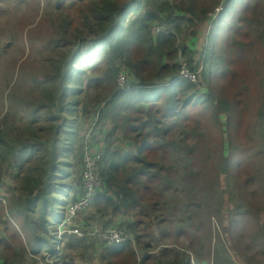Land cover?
Returning a JSON list of instances; mask_svg holds the SVG:
<instances>
[{
	"label": "trees",
	"instance_id": "obj_1",
	"mask_svg": "<svg viewBox=\"0 0 264 264\" xmlns=\"http://www.w3.org/2000/svg\"><path fill=\"white\" fill-rule=\"evenodd\" d=\"M188 1L183 7L182 0H58V8L71 3L82 15L79 24L63 21L62 37L55 41L59 47L72 33L74 42H67L72 47L54 61L39 103L24 111V132L6 136V124L0 122V161L18 169L8 178L20 184L16 193L0 175V188L7 184L9 193L6 201L0 198V264H38L37 257L48 255L53 264L99 259L137 264L132 243L107 247L65 234L57 246L51 234L65 219L64 208L85 193L86 142L100 156L103 188L91 209L78 215L77 227L125 230L147 254L142 264H210L200 252L211 253L213 232L194 222L200 212L192 209L178 230L162 232L164 241L149 236L163 247L159 254L158 247L142 244L148 236L141 217H149L159 204H143L144 199L161 185L159 194H178L181 183L190 189L205 179L208 165L198 156L205 134L195 129L199 144L191 146L183 125L199 106L211 116L226 115L230 145L224 172L236 174L249 204L245 211L229 212L228 242L242 264H264V0H218L202 10L196 0ZM195 19L210 25L201 52L187 38L178 41L183 26ZM156 25L164 29L158 35L152 33ZM184 69L198 84L181 76ZM121 74L127 76L125 88L118 84ZM78 116L94 117L90 137L74 125ZM120 139L133 151L117 148ZM158 152L182 157V175L178 166L163 163L164 156L159 162ZM59 154L68 161L58 164ZM71 177L77 178L75 185L65 184ZM193 206L201 209V204ZM189 250L197 257L193 263Z\"/></svg>",
	"mask_w": 264,
	"mask_h": 264
},
{
	"label": "rangeland",
	"instance_id": "obj_2",
	"mask_svg": "<svg viewBox=\"0 0 264 264\" xmlns=\"http://www.w3.org/2000/svg\"><path fill=\"white\" fill-rule=\"evenodd\" d=\"M196 1L199 4L198 8L202 10L203 8L211 7L218 0ZM182 2L183 7L190 5L188 0H182ZM72 5L74 4L69 3L62 10L58 8V0H0V122H5L6 124L4 126V130L8 134L6 136L16 137L18 134L24 132L26 123L24 121L26 119L24 111L39 103L42 95V82L43 80H48L53 75L54 61H57L72 47L68 46L74 42V35L72 33H69L67 36L68 41L62 42L59 47L55 46V41H59L62 37L63 21H69L70 19L78 22V24L79 22L81 23L82 15L79 13L78 7H72ZM221 9L220 6L219 9L217 8L216 13L209 14V17L215 18ZM154 28H156L154 32L152 30L154 35H158L164 31L163 27L159 25H156L152 29ZM159 28H161L160 32L157 30ZM209 28V23H200L198 19H195L192 24H185L183 26V31L178 36V41L182 42L187 38L188 43L191 44V42H194L196 44L194 49L201 52L202 47L206 43ZM193 32L197 33V36H192L191 34ZM122 75L127 78L125 74ZM202 81L200 79V82L204 83ZM195 83L198 84V78H196ZM118 84L120 86L119 79ZM198 86L200 87L201 85L199 84ZM219 118L218 116H211L204 112V109L200 106L186 115L183 125H185L184 129L188 132L187 144L189 143L191 146L199 144V139L195 136V129L199 128V131L205 134V137L200 138L203 149H200L198 153V156L205 159L208 165L202 173V177L205 179L202 183L198 180L200 184L190 189L181 183L178 194L174 191H172L173 194L172 192L170 194H159L161 185L156 189V195L150 196V200L149 198L144 199L143 204L149 202L151 205L156 202L159 204L149 217H141V220L145 223L143 227L144 234L148 236V239H144L142 244L151 243L152 246L157 248L158 246L154 242H150L149 236L157 237L159 240L164 241L161 235L162 232L164 230H168L169 232H171L170 230H178V225L188 219L189 212L187 209H192L194 213L200 212L199 214L197 213V217L195 216L196 219L194 222L206 231L211 229L213 232L211 253L209 251L207 253L206 248L200 252L202 256H206L203 260H209L210 264H216V258L218 256L219 264H229L231 262L230 260L234 264H242L239 257L232 251L226 234L228 230L229 212L245 211L249 208V204L242 192L240 183L237 181L236 174L228 176L224 172L225 165L223 158H227L229 155L230 139L227 135L228 123L226 115L220 112ZM76 119L73 122L74 125L90 137L93 122L95 121L94 117L86 119L83 116H78ZM240 133L243 134L244 131L242 130ZM238 142L240 141L238 140ZM116 147L124 151H133L132 144L125 143L121 139L118 141ZM158 153L157 160L159 159V162L161 157L164 156L166 159L163 163L171 167L172 163L175 168L178 166V171L181 170L180 174L182 175V157L178 156V154ZM183 153L180 154L184 156ZM57 157H59L57 160L58 164H62L63 161H68L67 158H63L60 154ZM34 164L35 162L32 163V166ZM7 165L8 163L2 164L0 161V175L4 180L5 178L7 180L8 176L14 174L15 170L18 171L17 168L15 170L13 168L7 169ZM76 171L77 168L72 169L71 173ZM22 172L25 173L26 170ZM163 176H165V173H163ZM76 180L77 178L71 177L65 184L72 182L75 185ZM16 187L19 188L20 184ZM82 187L85 189L84 183ZM61 200L64 201V197ZM190 200L193 201L187 208L186 204L190 203ZM193 203L201 204V209L195 210L196 206L194 207ZM64 207V204L60 205V209ZM70 207L71 203L64 208L65 214L63 219L67 218ZM89 209L91 207L85 211ZM192 218L194 219V216ZM161 219L164 220L162 222L163 224H160ZM200 219L204 221L205 225L204 223H199L201 221ZM172 220L174 223L171 226ZM262 221H264V216H262ZM94 225V222H88V227H93ZM61 226V224L58 225L56 230L51 232L52 235L57 236L55 238L56 242H58L57 246L60 244L59 239L61 236L63 238L65 235L63 233L65 227L62 228ZM146 226L150 228L146 229ZM97 227L100 226L95 225L94 228ZM67 236H69L68 233ZM92 241L95 242L94 240ZM183 241L187 246L191 244L190 240L184 239ZM203 242L207 244L205 239H203ZM196 246L194 245L193 248H196ZM133 247L138 254L139 262L147 254L143 252L134 240ZM161 250H163V247H158L156 253L159 254ZM188 253L193 263L197 258L196 254L190 250ZM36 259L43 260L41 257H37ZM124 259L122 258V261ZM111 260L109 258L110 262ZM107 261L99 259L95 264H108ZM204 264L207 263L205 262Z\"/></svg>",
	"mask_w": 264,
	"mask_h": 264
},
{
	"label": "built area",
	"instance_id": "obj_3",
	"mask_svg": "<svg viewBox=\"0 0 264 264\" xmlns=\"http://www.w3.org/2000/svg\"><path fill=\"white\" fill-rule=\"evenodd\" d=\"M152 30L154 32L156 28ZM157 30L160 32L161 28ZM181 76L188 77L192 82H196L195 76L191 75L185 69L181 73ZM126 79L127 78L124 75H120L119 83L122 88H125L126 86ZM83 159L85 164V193L77 203L73 204L70 207L67 218L61 223V227H65L63 233H68L69 236H77L79 238L89 237L100 244L106 245L107 247L120 246L129 242H133L132 237L127 234L125 230L113 228L104 230L101 227H97L93 230L82 231L77 227L78 215L91 207L94 197L103 188V179L99 167L100 156L94 153V151L91 149L87 142L83 150ZM57 251H59V249ZM36 260L39 264H53V261L49 255L46 256L44 261L41 259ZM137 264H142V260H140Z\"/></svg>",
	"mask_w": 264,
	"mask_h": 264
},
{
	"label": "crops",
	"instance_id": "obj_4",
	"mask_svg": "<svg viewBox=\"0 0 264 264\" xmlns=\"http://www.w3.org/2000/svg\"><path fill=\"white\" fill-rule=\"evenodd\" d=\"M6 179V178H5ZM11 181V182H10ZM7 182H9L8 183V185H11L12 187H14V191L17 193V190H18V187H16L17 185H18V181H16V182H14L12 179H9L8 177H7ZM16 184V185H15ZM7 184L5 185V188H0V198L2 199V200H4V201H6V199L9 197V193H8V191L6 190V188H7V186H8ZM5 219V218H4ZM1 226H2V224H0V231L2 230V228H1ZM39 264V263H38Z\"/></svg>",
	"mask_w": 264,
	"mask_h": 264
},
{
	"label": "clouds",
	"instance_id": "obj_5",
	"mask_svg": "<svg viewBox=\"0 0 264 264\" xmlns=\"http://www.w3.org/2000/svg\"><path fill=\"white\" fill-rule=\"evenodd\" d=\"M65 219H66V218H65ZM65 219H64V220H65ZM64 220H63V221H64ZM127 234H128V233H127ZM131 237H132V236H131ZM132 239L134 240V238H133V237H132ZM134 241H135V240H134ZM129 243H132V244H133V242H129Z\"/></svg>",
	"mask_w": 264,
	"mask_h": 264
}]
</instances>
